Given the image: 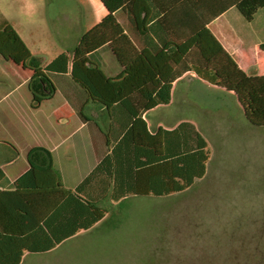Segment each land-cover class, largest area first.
<instances>
[{
	"label": "crops",
	"instance_id": "crops-1",
	"mask_svg": "<svg viewBox=\"0 0 264 264\" xmlns=\"http://www.w3.org/2000/svg\"><path fill=\"white\" fill-rule=\"evenodd\" d=\"M85 1L92 9V27L83 26L78 16L80 11L76 10L74 14H61L63 19L59 18L60 21L52 25V36L54 34L58 43L53 46L56 57L65 52L72 53L81 37L108 15L101 0ZM150 1L151 9L160 12L169 28L188 47L183 63L190 70L174 82L169 103L141 110L138 118L145 125L140 123L134 131L135 118L129 108L146 105L143 98L129 101L127 95L110 107L89 102L86 93L72 81L70 71L52 77L56 94L33 109L28 87L32 71L11 62L27 73L23 83L7 85L0 79V88L7 87L0 93V170L4 174L0 179V190H12L14 183L31 168L29 152L35 147H43L53 154L54 168L67 190L74 191L103 164L101 173L84 188L83 194L109 210L107 217L91 230L79 232L49 252L26 254L22 264H47L53 260L54 264H60L59 256H62L61 264H85L86 254H89L88 264H109L102 260L117 256H111V253L119 249L110 245L118 240L121 229L105 230V227L121 215L123 208L134 209L139 198H156L131 195L114 202L110 197L113 191L119 192L124 187H150L153 179L158 181L159 140L156 137L160 130L168 146L175 136L165 132H173L186 122L194 123L202 130V118L214 117L216 105L195 98L192 82L209 93L227 88L234 94L238 90H252L255 84L262 85L264 91V6L258 0ZM116 16L138 51L167 52L173 48L162 47V43H166L164 35L151 33L146 37L133 31L134 25L121 10ZM2 20L11 23L19 33L12 20ZM154 22L150 21L148 26ZM31 33L32 42L36 44L34 40L39 38L38 34ZM19 35L32 52L30 43ZM38 56L47 59L42 49ZM0 57L6 63L10 62ZM90 59L109 78L124 74V66L109 45L92 53ZM184 64L177 65L176 70H184ZM223 81L229 82L230 87L220 85ZM250 84L252 86L248 87ZM129 96L133 97V94ZM234 96L238 111L237 106L241 107V104ZM81 110L89 121L81 119L78 114Z\"/></svg>",
	"mask_w": 264,
	"mask_h": 264
},
{
	"label": "trees",
	"instance_id": "trees-1",
	"mask_svg": "<svg viewBox=\"0 0 264 264\" xmlns=\"http://www.w3.org/2000/svg\"><path fill=\"white\" fill-rule=\"evenodd\" d=\"M101 1L108 10V15L81 37L72 53H62L47 62L44 56L33 55L11 23L1 20L0 55L6 61L32 71L28 87L32 94L33 109L39 108L43 102L52 99L56 94L57 87L52 77L65 75L70 71L72 81L86 93L89 102L110 107L127 95L129 101L143 98L147 102L146 105L129 108L131 116L135 118L132 128L134 131L140 123L145 125L138 118L142 109L150 110L152 107L169 103L174 82L190 70L183 63L188 47L169 28L160 12L151 9L150 0ZM258 1L264 6V0ZM120 10L128 15L134 25L133 31L146 37L151 33L164 35L166 43H162V47L173 48L167 52L138 51L117 19L116 14ZM152 20L155 22L148 26ZM105 45L111 47L118 61L124 66L122 76L109 78L99 66L91 62L90 55ZM181 64H184V70L177 71L176 66ZM132 94L133 97H130ZM218 112L231 118L219 120ZM78 114L82 120L89 121L82 110ZM211 118H202V130L196 124L186 122L173 132H165L175 136L168 146L160 130L156 137L159 140L158 181L153 179V185L150 187H124L118 190L119 192L113 191L111 200L118 202L131 195H152L170 199L187 194H202L200 188L203 182L224 173L219 157L228 151L226 142L235 147L239 146L246 152L251 142L250 124L260 126L240 106L238 111L231 113L230 110L226 112L216 109L214 117ZM235 118H241L244 126V131L239 136H235ZM257 139L264 142V136L259 135ZM255 146L264 148L261 144ZM28 161L30 170L14 183V188L0 190V264H22L26 254L49 252L79 232L91 230L109 213L99 202L83 194L84 188L101 173L103 164L73 191L64 188L60 173L54 168L53 154L48 149L33 148L29 152ZM3 176L0 170V179ZM199 207L196 204L195 210ZM218 208L219 206L217 210ZM260 213L256 212L255 216L246 219L253 226L246 231L245 225L237 222L240 218H231L230 215L219 218L218 228L222 226L225 232L221 228L222 234L217 232V238L221 239L224 233L231 234L238 245V236L254 232L255 219L264 218V211ZM191 220L193 218L189 219L190 226L193 225ZM212 228L203 229L202 223V230L198 235L201 238L202 234L208 231L213 233ZM196 244L198 242L194 243V246ZM209 251L222 254L221 250Z\"/></svg>",
	"mask_w": 264,
	"mask_h": 264
},
{
	"label": "rangeland",
	"instance_id": "rangeland-1",
	"mask_svg": "<svg viewBox=\"0 0 264 264\" xmlns=\"http://www.w3.org/2000/svg\"><path fill=\"white\" fill-rule=\"evenodd\" d=\"M75 10L80 11L78 16L83 26L92 27V9L85 0H0V22L2 18L12 20L19 33L30 43L32 53L38 55L39 49H42L47 60L51 61L57 55L53 47L57 41L54 34L52 36V25L60 21L61 14H74ZM31 32L38 34L39 38L34 40L36 44L32 42ZM26 75L21 68L11 62L6 63L0 57V79L7 85L23 83ZM220 85L230 87L229 82L223 81ZM252 88L234 92L241 107L255 123L260 124L256 127L250 124V148L244 152L241 147L226 142L228 151L225 149L227 152L219 157L224 173L203 182L200 188L202 194L170 199L139 198L134 209H128L126 205L121 215L105 227V230L121 229L118 240L110 245L119 249L111 253V256H117L102 261L109 264H264V218L255 219L254 232L238 236V245L231 234L224 233L221 239L216 236L217 232L222 234V226L218 228L219 218L227 215L240 218L237 222L243 223L246 231L249 227L253 228L246 219L264 211V148L255 146H264V142L257 139L259 135L264 136V125H261L264 124V91L260 84ZM6 90L7 87L0 88V93ZM234 94L227 88L204 92L202 87L192 82V95L206 99L213 103L212 106L216 105L214 110L236 111ZM218 113L219 120L231 118ZM235 124V136H239L244 131L242 119L235 118ZM195 203L200 206L197 210ZM190 218H193V227L189 225ZM202 223L203 229L213 227V233L208 231L200 238L198 234L202 230ZM221 230L225 232L223 228ZM190 247L197 250L192 251ZM209 249L221 250L222 254ZM78 254L73 255L78 257ZM85 257L86 262L83 263L88 264L89 254ZM59 260L61 264L62 256H59ZM47 264H54V260Z\"/></svg>",
	"mask_w": 264,
	"mask_h": 264
}]
</instances>
